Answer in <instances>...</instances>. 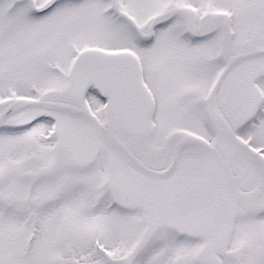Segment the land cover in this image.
Segmentation results:
<instances>
[{
	"label": "snow or ice",
	"instance_id": "1",
	"mask_svg": "<svg viewBox=\"0 0 264 264\" xmlns=\"http://www.w3.org/2000/svg\"><path fill=\"white\" fill-rule=\"evenodd\" d=\"M0 264H264V0H0Z\"/></svg>",
	"mask_w": 264,
	"mask_h": 264
}]
</instances>
